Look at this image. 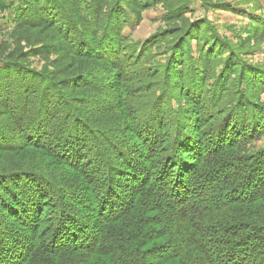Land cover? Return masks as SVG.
Wrapping results in <instances>:
<instances>
[{
    "label": "trees",
    "instance_id": "obj_1",
    "mask_svg": "<svg viewBox=\"0 0 264 264\" xmlns=\"http://www.w3.org/2000/svg\"><path fill=\"white\" fill-rule=\"evenodd\" d=\"M24 2L26 8L18 16L23 25H40L52 8L39 7L40 16L30 21L37 13L36 7L29 0ZM120 2L117 0L115 6H123ZM114 7L97 16L101 22L88 8L96 44L90 46L85 35L76 33L74 48L111 62L121 71L124 82H130V78L142 82L162 70L158 79L144 86L150 87L149 93L142 86L122 87L130 94V100L123 101L130 117L123 118H132L139 140L144 143L147 139L148 146L138 153L135 146L114 143L116 159L103 153L104 149L93 150L95 156L89 165L97 167L96 180L100 183L90 193L86 190L90 194L85 200L91 207V219L73 209L74 204L80 203L78 194L57 188L38 169L26 174L5 171L3 177L9 179L7 188L2 190L3 203L9 209L0 210V264H264V217L256 218L264 215V148L248 152V145L264 137V104H259L260 96L251 94L264 93V88L256 86L248 95L237 85V80H244L249 90L250 82L257 79L264 84V70L243 65V74L237 79L232 50L229 59L233 61L227 58L219 72V67L211 66L210 56L195 65L186 60L183 52L179 55L181 62L170 61L166 67L148 70L155 43H146L147 48L141 49L125 45L128 39L119 32L121 13ZM217 52L222 53L223 49ZM7 66L20 77L28 74L24 66L4 61L0 67L5 77L9 75ZM18 77L0 80L3 111L8 117L16 114L14 126L22 133L14 137L20 142L15 145L16 141H12L14 149L33 144L48 151L46 142H39L50 141L52 135L54 148L65 147L69 142L92 153L84 142L86 138L95 146L109 139H103L104 133L81 110L66 103L65 93L62 95L57 85L41 78L39 96L35 92L32 99L30 86L26 84L21 89L23 79ZM174 80L178 88L172 85ZM53 90L64 102L62 112L57 110L54 119L58 104L50 100ZM181 98L190 99L192 108L186 107L188 102L183 107ZM174 99L179 102L178 107L172 103ZM50 109L53 110L49 117L46 111ZM0 131L4 137L1 139H7V131ZM61 155L65 161H58L67 164L69 174H86L85 166L84 172L65 153ZM135 155H140V161L134 168L130 160ZM120 163H127L126 168ZM88 171L87 174L94 170ZM61 175L71 186L73 177ZM26 178L29 180L23 182L27 187L19 186ZM123 178L130 183L120 184ZM117 183L121 191L114 187ZM91 185L90 179L84 184L86 189ZM45 197L57 204L48 224L42 217L48 207ZM15 222L24 230H18Z\"/></svg>",
    "mask_w": 264,
    "mask_h": 264
},
{
    "label": "rangeland",
    "instance_id": "obj_2",
    "mask_svg": "<svg viewBox=\"0 0 264 264\" xmlns=\"http://www.w3.org/2000/svg\"><path fill=\"white\" fill-rule=\"evenodd\" d=\"M29 1L34 8L36 7L35 12H37L34 17L31 16L30 21H34L36 17L40 16L39 7L49 8L52 6L49 15L40 20V25L19 23V13L26 8L24 0H0V66H3L4 61H10L28 69V74L22 73L23 75L20 77V75H16L17 71H12L7 66L9 75L5 77L6 73L0 67V80H12L15 76H19L18 78L23 79L20 88L22 89L28 84L30 86L29 91L32 90L30 97L33 99L35 92V96H39L40 83L42 85L43 82L41 78L47 79L50 84L57 85L62 95L65 93L66 103L69 102L81 110L86 119L95 123H93L95 128L98 127L104 133L103 139L105 137L109 139L105 142L101 141L102 144L99 142L95 146L86 138L84 142L92 149V153L69 142L68 144L65 143V147L54 148L52 147L54 145L51 140L52 135L49 143L42 139H40L42 142H39V144L46 142L48 151L41 148L40 145L35 146L33 144H29V147L25 149L16 150L12 141L15 142L14 137L22 134L20 129L14 126L17 125V116L11 114L8 117L3 111L5 109L0 101V130H5L8 133L7 139L3 140L1 138L4 137L0 131V178H3L0 179V210L8 211L9 209L5 202L3 203L5 195L2 190L7 186L9 179L3 177L5 171L11 174L18 172L26 174V172L35 173L34 169H38L39 171H37L44 174L47 180L54 182L57 188H68V190L78 194L80 203L74 204L73 209L80 210L85 215L84 217L87 216L91 219V207L87 206L85 199L90 196L89 190L92 191L100 183L96 180L98 177L97 167L89 165V162L92 163L89 160L95 156L93 150L96 148L104 149L103 153L108 152L116 159V149L112 145L114 143L121 146L125 144L130 147L135 146L138 153H142L144 148L148 146L147 139H144V143L139 140V133H136L137 129L134 124L132 125V118H130L131 120L123 118L124 115L130 117L123 106V101L130 100L128 98L130 94L128 95L127 91H123L122 87L127 86L133 89H138V86L144 87L148 83H152L156 77L158 79L162 70L160 69L161 71L157 75L154 73L142 82L140 79L133 80L132 78H128L130 82H124L121 71L116 69L111 62L93 58L80 51L77 52V48H74L77 47L76 33L85 35L91 42L90 46L94 47L96 44L95 35L92 33L93 26L89 23L91 9L88 8H92L94 17L101 22L97 16L100 13H108L117 5V0H80L78 3L76 0ZM119 4L123 6H115L114 11L121 13L119 21L121 31L119 32L128 39L125 45L129 48L138 47L141 49L142 47L147 48L146 43H155L148 58L151 63L147 67L148 70H156L159 66L166 67L170 61L181 62L179 55L183 52L185 55L187 54L186 60L195 62V65L197 62L202 64L205 58L210 56L211 66L216 69L219 67L217 69L219 72L222 63L227 62V58L231 57V50L234 51V63L238 67L235 74L237 79L243 74V65L264 70V0H121ZM79 12L80 16H78ZM102 34H104L103 31L100 36ZM188 34L190 37H187ZM185 36L186 39H183ZM220 48L225 53L217 52ZM173 56L174 59L171 60ZM221 56H223L221 59L217 58ZM229 61L233 60L229 59ZM172 83L178 88L177 80ZM46 84L49 87L48 82ZM237 85L248 95L256 86L261 85L264 88L263 82L258 79L255 83L250 82L249 90L244 80L241 82L237 80ZM149 88L146 86L142 90L149 93ZM51 89L52 86L50 85ZM52 93L53 97L50 96L52 98L50 100L58 104L53 112L52 119H54L58 115L56 114L57 110L62 112L64 102L59 101L54 90ZM251 94L260 96L259 104H264V93L252 92ZM175 100L172 103L178 107L179 102ZM188 101L190 99H184L182 106L184 102ZM192 106L188 102L186 107L192 108ZM52 110H47L46 115L52 116L50 113ZM95 111L100 113L96 114ZM5 121H9V123ZM72 123L75 122H70L69 125L72 126ZM10 130L13 131L10 132ZM9 140L11 141L9 142ZM19 143L16 141L15 145ZM105 143L109 146H105ZM263 148L264 137L248 145V152L255 153ZM64 153L66 157L73 160V163L77 162L79 166L81 165L82 171H84L83 167L85 166L86 174L83 172H80L78 176L73 173L69 174L67 164L63 162V165L58 161L64 160L61 158V154L64 155ZM118 158L121 160L120 157ZM131 158L133 160H130V163L135 168L136 161H140V155ZM121 164V167L126 168L127 163ZM88 170L94 171L87 174L90 172ZM61 174H65L67 178L73 177L74 182L71 186L68 180L61 179L64 176ZM88 179L92 181V185L91 187L87 186L89 189H86L84 184L88 182ZM24 180L29 179H23L19 182V186L23 184L26 188ZM126 182L129 181L123 178L120 184ZM114 187L121 191V186L118 183ZM197 190L195 189L194 192H198ZM45 198L48 207L42 217L44 223L48 224L52 218V213L57 211V204L51 198ZM29 206L30 203L27 202V207ZM262 217L264 215L256 216L258 219ZM1 219V222L4 223L2 216ZM19 225L17 222L14 226L18 230H24L25 227ZM24 232L28 234L27 230Z\"/></svg>",
    "mask_w": 264,
    "mask_h": 264
}]
</instances>
